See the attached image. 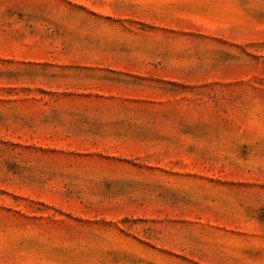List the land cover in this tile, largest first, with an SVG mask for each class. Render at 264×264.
I'll return each instance as SVG.
<instances>
[{
  "label": "rangeland",
  "instance_id": "obj_1",
  "mask_svg": "<svg viewBox=\"0 0 264 264\" xmlns=\"http://www.w3.org/2000/svg\"><path fill=\"white\" fill-rule=\"evenodd\" d=\"M0 264H264V0H0Z\"/></svg>",
  "mask_w": 264,
  "mask_h": 264
}]
</instances>
